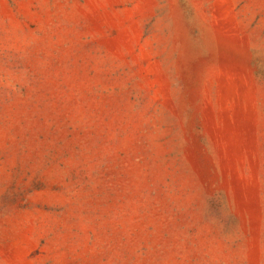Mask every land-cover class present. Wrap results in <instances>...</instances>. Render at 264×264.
Returning a JSON list of instances; mask_svg holds the SVG:
<instances>
[{
  "label": "rangeland",
  "instance_id": "obj_1",
  "mask_svg": "<svg viewBox=\"0 0 264 264\" xmlns=\"http://www.w3.org/2000/svg\"><path fill=\"white\" fill-rule=\"evenodd\" d=\"M0 264H264V0H0Z\"/></svg>",
  "mask_w": 264,
  "mask_h": 264
}]
</instances>
